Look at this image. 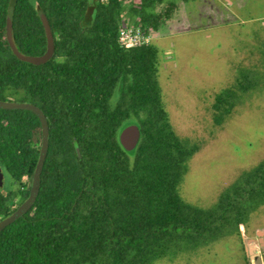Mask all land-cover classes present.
<instances>
[{"label": "trees", "instance_id": "trees-1", "mask_svg": "<svg viewBox=\"0 0 264 264\" xmlns=\"http://www.w3.org/2000/svg\"><path fill=\"white\" fill-rule=\"evenodd\" d=\"M123 4L154 31L175 8L173 0H0V99L36 104L49 129L38 196L0 231V264H152L219 237L227 223L232 233L264 203V161L220 195L217 212L182 201L178 185L197 146L169 123L157 48L120 45ZM40 10L53 33L51 52ZM8 13L18 50L43 55L39 63L11 50ZM247 77L216 95V123L248 89ZM128 123L140 128L130 152L118 140ZM40 146L34 112L0 108V166L9 177L0 218L28 196Z\"/></svg>", "mask_w": 264, "mask_h": 264}, {"label": "rangeland", "instance_id": "rangeland-1", "mask_svg": "<svg viewBox=\"0 0 264 264\" xmlns=\"http://www.w3.org/2000/svg\"><path fill=\"white\" fill-rule=\"evenodd\" d=\"M173 2L175 8L157 31L146 29L123 4L119 31L131 28L140 33L139 44L157 48L169 123L178 137L197 146L178 185L180 198L217 212L220 195L264 161V0ZM241 74L248 75V89L238 91L230 113L216 123V95L235 87ZM8 186L5 173L0 188ZM229 228L227 223L219 237L169 251L152 264H254L255 250L264 264V203L226 234Z\"/></svg>", "mask_w": 264, "mask_h": 264}, {"label": "water", "instance_id": "water-1", "mask_svg": "<svg viewBox=\"0 0 264 264\" xmlns=\"http://www.w3.org/2000/svg\"><path fill=\"white\" fill-rule=\"evenodd\" d=\"M39 17L41 19L45 36H46V48L48 52H51L54 48V37L48 21L46 14L43 11H38ZM6 37L9 43V46L13 53L21 60L31 63H39L43 59V55H29L20 52L15 45L13 38V28H12V14L8 13L6 17ZM0 108L3 109H24L34 112L39 120L41 125V146L39 150L38 159L34 168L32 175V181L29 189V194L24 201H22L15 210L5 216L0 218V231L4 229L7 225L14 222L17 218L21 217L24 211L30 207L36 200L39 193V181L40 174L43 168L44 160L46 157L48 149V139H49V129L47 118L42 111V109L34 103L26 101H14V100H5L0 99ZM140 139V128L136 123H128L124 125L119 133L118 140L123 149L127 152L132 151L138 144ZM74 147L78 157L81 156L79 145L76 140H74ZM4 173L0 166V187L3 184ZM254 260L256 264H262L260 256L255 254Z\"/></svg>", "mask_w": 264, "mask_h": 264}, {"label": "built area", "instance_id": "built-area-1", "mask_svg": "<svg viewBox=\"0 0 264 264\" xmlns=\"http://www.w3.org/2000/svg\"><path fill=\"white\" fill-rule=\"evenodd\" d=\"M120 30V29H119ZM126 31V32H125ZM123 31L122 34H120L119 31V43L124 48H131L136 45H138V40L140 39V33H133L131 28H128L127 30Z\"/></svg>", "mask_w": 264, "mask_h": 264}, {"label": "flooded vegetation", "instance_id": "flooded-vegetation-1", "mask_svg": "<svg viewBox=\"0 0 264 264\" xmlns=\"http://www.w3.org/2000/svg\"><path fill=\"white\" fill-rule=\"evenodd\" d=\"M255 252H256L257 256H260V254H258V250H255ZM260 258H261V256H260ZM261 261H262V258H261ZM254 264H256L255 260H254ZM262 264H263V261H262Z\"/></svg>", "mask_w": 264, "mask_h": 264}]
</instances>
